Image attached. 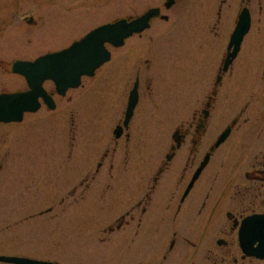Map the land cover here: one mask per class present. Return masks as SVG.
Here are the masks:
<instances>
[{"label": "rangeland", "instance_id": "374dc122", "mask_svg": "<svg viewBox=\"0 0 264 264\" xmlns=\"http://www.w3.org/2000/svg\"><path fill=\"white\" fill-rule=\"evenodd\" d=\"M11 1L10 5L16 4ZM24 2L20 3L26 6L21 11H29L34 6L39 11L38 30L31 36L40 39L42 51L65 47L92 27L136 11L128 0L120 4L117 0H37L35 5ZM259 6L264 8V0H253L255 13ZM243 7V0H194L181 18L169 24L156 22L159 35L146 32L143 38H137L117 52L95 80L87 81L84 88L71 92L67 98H58L56 111L43 112L35 129L28 130L25 141L15 140L7 147L1 135L8 134L12 139V133L0 128V149L16 150L20 145L26 153L28 150L36 153L41 172L35 186L29 182L27 173L19 176L25 182L17 176L19 180L16 179L15 173L0 176L1 254L10 255L15 251L68 264H150L143 252L168 247L174 239L173 231H178L194 241L202 238L201 255L180 258L179 253L188 244L178 237L177 249L165 264H214L207 258L206 249L220 250L216 241L225 237L220 231L228 224L222 213L211 224L203 215L181 216L176 221L166 216L145 219L140 227L135 222L122 231L106 233V227L131 204L129 190L108 189L101 175L90 182L89 189L86 185L81 187L79 182L87 172L81 173L83 167H89L91 175L96 172L105 141L112 138L138 76L140 101L132 123L136 136L132 165L138 167V172H144L139 176L160 165L176 126L191 119L193 110L208 93L215 65L213 59L217 57L220 61L226 53ZM4 16L2 21L10 25L0 24V44L22 37L26 29L21 22L16 28L18 20L12 21L11 14ZM150 37L155 39L151 41ZM247 44L250 46V41ZM242 92L239 87L234 94V102H239L237 108L241 106ZM221 96L220 101L225 102ZM226 112L227 107L223 114ZM213 132L207 137L208 143L214 138ZM207 146L199 149L195 166L203 159ZM190 147L189 142L180 153L176 163L180 168L185 165ZM220 171L216 183L218 199L226 181H232L231 188L224 191L222 203L227 204L235 195L237 185L242 186L246 180L244 174H229L223 168ZM76 185V194L71 193ZM227 206L235 211L247 209L239 201ZM50 208L53 211L46 213ZM41 211L45 214L28 219Z\"/></svg>", "mask_w": 264, "mask_h": 264}, {"label": "flooded vegetation", "instance_id": "af4514ba", "mask_svg": "<svg viewBox=\"0 0 264 264\" xmlns=\"http://www.w3.org/2000/svg\"><path fill=\"white\" fill-rule=\"evenodd\" d=\"M128 1L132 2V7L136 10L134 13L125 14L100 23L81 36L73 38L65 47L42 51L40 39L31 36V33H35L38 30L37 17L39 11L35 9V6L31 7L29 11H21V8L26 6L20 5L22 2L26 5H35L37 0L11 1L12 4L15 2V5H10L9 0H0V24H4L2 21L5 17L4 15L8 16L11 14L12 21L15 18L18 20L16 28L21 26L20 22L26 25L22 37L9 39L4 44H0V95L21 94L24 96L22 106L26 107L29 105L34 109L24 111L20 121L11 123L0 122L1 129L8 130L7 133H12V139L9 138L8 134L2 133L1 135L5 137L4 140L7 147L15 140L17 142L25 141V135L28 130L35 129L43 112L56 111L51 110L45 103L41 96V86H43L48 96L54 100L57 109L58 98H67L71 92L84 88L87 81L95 80L99 72L113 61L117 52L122 51L131 42L136 41L137 38H143L146 32L154 31L159 35L160 29L156 27V22L169 24L175 18H181L186 9L191 8L194 3V0ZM120 2H123V0H117V4H120ZM243 3V8H248L251 13V27L243 40L240 53L227 70H225L227 52L224 53L220 61L214 56L215 65L213 72L211 71L208 93L199 103V106L193 110L191 119L181 121L176 126L172 135V142L160 165L151 167L145 173V176L138 175L144 172H138V167L132 165V157L135 155L134 152H136V136L132 128L134 118L125 127L124 112L115 127V129L119 128L120 133H114L112 138L105 141V148L101 153V160L97 165L96 172L91 175L88 170L89 167L82 168L81 173L85 170L87 172L84 173L86 175L79 182L81 187L86 185V189H89L91 187L90 182L101 175L102 181H107L106 187L108 189L115 188L122 192L129 190L128 194L131 204L116 217L112 224L106 227L104 232L122 231L125 227L135 222H138L137 226L140 227L145 219L149 221L154 218H166V216L176 221L181 216L191 217L197 215L201 217L203 215L205 217L204 220L211 224L216 221L218 214L222 213L228 223L220 231L225 237L218 239L222 241L221 245H218V240L216 241L219 251L214 252L212 249H206L207 258L212 259L214 264H264V259L246 256L241 250L238 240L239 227L244 219L255 215L264 217V8L259 6L257 8L258 11L255 13L252 9L253 0H243ZM152 9L158 10L159 14L151 20L149 28L143 33L133 34L126 38L123 46L119 48L107 44L106 48L111 54V60L101 67L94 77H83L81 80L82 84L78 89H69L64 96H60L53 82L46 81L44 84H40L41 70L36 65V62L41 57L67 49L74 42L81 40L100 26L116 23L122 19L131 22ZM257 13L259 14L258 18L255 17ZM6 24L10 25L9 22L4 25ZM36 33L38 34V31ZM125 33L123 31L119 32L120 35ZM252 35L254 37L251 40ZM154 39V37L149 38L151 41ZM248 41H250V46L247 44ZM18 62L22 64V68L20 72H15L14 67ZM136 82L139 84L140 95L139 76ZM239 87L242 88L243 92L240 100L242 101L241 106L237 108L239 102H234V94ZM221 95L226 99L227 112L225 114L227 117L223 114L226 107H223L225 102L220 101ZM26 96L28 101L25 99ZM222 117L226 119L225 122ZM211 130L215 131V133L213 132L214 134L211 133L214 138L208 143L207 137L210 135ZM227 130L229 131L227 139L216 147L217 141ZM176 133H178L177 137H180L181 140L180 147L173 139ZM189 142L191 143L189 156L185 159V165L180 168V166H177L180 153H183V147ZM206 145H208V149L204 152V157L210 154L209 163L195 181L192 189L186 194L195 173L204 159L203 157L198 162V165L195 166L196 156L199 153V149ZM213 148L214 150H212ZM35 155L29 150L26 153L25 150L20 149V145H18L16 150L0 149V176L4 173L12 176V173H15L14 177L16 179L19 178L25 182L26 180L19 176H23L21 175L22 173H27L29 182H32L35 186L37 180L40 179L39 174L41 173L40 162L36 160L38 156ZM133 158L135 160V157ZM216 161H218L217 165L214 164ZM224 161H226V164L223 165ZM190 162L193 163L192 166L189 164ZM25 164H27V167H24ZM30 164L32 166H29ZM221 168L229 174H244L246 181L242 186L237 185L235 195L227 204L239 201L246 204L247 209L235 211L230 209L224 202L222 203L224 191H228L231 188V180L226 181L223 187L221 185L224 191L220 195L221 198L218 199L216 183L218 175L221 173ZM230 179H233V177H230ZM142 180L144 181L142 182ZM137 184L139 185L137 186ZM134 186H137L135 190H133ZM77 189V185L74 186L71 193L76 194ZM224 207L226 208L224 209ZM52 211L53 208H50L46 213ZM44 214L41 211L38 215H32L28 219H34ZM138 233V230H136L135 234L138 235ZM173 237L174 239L168 247L163 246L160 251L143 252L146 255V260L149 263L151 262L150 264H165L170 255L177 249L178 237L188 244V248L179 253L180 258L183 257L184 259L189 254L197 257L201 255L202 238H199V241H194L186 236H181L178 231H173ZM228 237L232 240H229ZM209 242H212V240H209ZM12 253L14 254L0 253V255L26 256L15 251ZM44 260L58 264H68L60 260H51L50 258Z\"/></svg>", "mask_w": 264, "mask_h": 264}, {"label": "water", "instance_id": "95a60500", "mask_svg": "<svg viewBox=\"0 0 264 264\" xmlns=\"http://www.w3.org/2000/svg\"><path fill=\"white\" fill-rule=\"evenodd\" d=\"M158 10H150L141 18L127 24L125 21L114 25L103 26L80 42H76L71 48L59 53L50 54L43 57L37 64L41 70L40 84L46 80H53L60 94H64L69 88H77L80 85L82 76H93L95 71L109 60V53L105 49L107 42L116 47L123 45L124 39L141 33L150 26L153 18L158 16ZM251 26V15L248 9H244L239 16L236 29L231 37L228 47V57L225 61V70L240 52L244 37L249 32ZM126 32L120 35L119 32ZM33 82V80H32ZM39 88V84H38ZM42 95L45 93L42 91ZM22 99L18 95L0 97V121L12 122L20 121L24 111L34 110L29 105L22 106ZM26 101L28 98L26 96ZM24 100V99H23ZM139 101L138 83L131 92L129 105L126 113L125 125L127 126L134 115L135 108ZM52 109L55 108L53 105ZM118 131H116V134ZM175 134L174 139L181 145L180 137ZM229 131H225L216 143L220 146L228 137ZM214 150V148L212 149ZM210 154H208L197 170L186 194L192 189L195 181L199 178L204 168L208 165ZM240 245L247 256H255L264 259V217L255 215L243 221L240 229ZM0 262L11 264H57L47 261L33 260L29 258H16L0 256Z\"/></svg>", "mask_w": 264, "mask_h": 264}]
</instances>
